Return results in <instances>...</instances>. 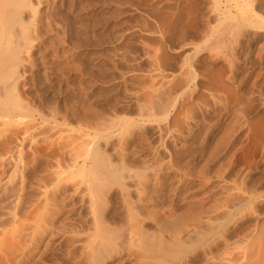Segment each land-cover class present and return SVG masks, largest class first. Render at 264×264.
I'll use <instances>...</instances> for the list:
<instances>
[{"label": "rangeland", "instance_id": "rangeland-1", "mask_svg": "<svg viewBox=\"0 0 264 264\" xmlns=\"http://www.w3.org/2000/svg\"><path fill=\"white\" fill-rule=\"evenodd\" d=\"M6 1L0 264H264V0Z\"/></svg>", "mask_w": 264, "mask_h": 264}, {"label": "bare ground", "instance_id": "bare-ground-1", "mask_svg": "<svg viewBox=\"0 0 264 264\" xmlns=\"http://www.w3.org/2000/svg\"><path fill=\"white\" fill-rule=\"evenodd\" d=\"M15 1H16V0H15ZM15 1H13V0H12V1H11V0L6 1V2L4 3L3 6H4V7H10V6H11L12 9L15 10V7H18L17 5H19V3H20L19 0H18L19 3H18V2H15ZM25 1H26V0H25ZM214 2H215V1H214ZM214 2H213V3H214ZM16 3H18V4H16ZM22 3H23V1H22ZM22 3H21V4H22ZM25 3H26V2H25ZM15 4H16V6H15ZM26 5H27V4H26ZM214 5H215V4H214ZM13 6H15V7H13ZM19 6H20V5H19ZM23 6H25V4H24ZM4 7H3V8H4ZM11 7H10V8H11ZM1 8H2V6H1ZM20 8H21V7H20ZM32 8H33V7H32ZM27 9H28V7H27ZM36 9H37V7H36ZM2 10H3V11H2ZM5 10H7V9H1V10H0V11L3 12V13H2V12L0 13V14L2 15V16L0 15V16H1L0 18H3V22L6 21V20H7L6 18H9V16H10V15H9L10 13L8 12V17L5 18L6 20H4L3 14L5 13ZM10 10H11V9H10ZM18 10H19V7L17 8V11H18ZM21 10H23V9H21ZM21 10L19 11V13L21 12ZM8 11H9V10H8ZM33 12H34V11H33ZM19 13H18V17H19ZM34 13L36 14V12H34ZM34 13H33V15H34ZM6 14H7V11H6ZM12 15H13V14H12ZM4 16H5V14H4ZM34 16H35V15H34ZM14 19H15V18H14ZM16 19H17V18H16ZM1 21H2V20H1ZM16 21H17V20H16ZM21 21H22V20H21ZM21 21H20V22H21ZM10 22H11V21H10ZM14 22H15V21H14ZM7 23H8V22H7ZM18 23H19V22H18ZM20 24H21V23H19V25H20ZM0 25H1V24H0ZM21 25H23V24H21ZM25 25H26V24H25ZM14 27H15V26H14ZM5 28H6V27H5ZM2 29H3V27H2ZM2 29H1V30H2ZM11 29H12V28H11ZM25 30H26V29H25ZM27 30H29V28H28ZM2 31H3V30H2ZM10 31H11V30H10ZM3 32H4V31H3ZM5 32H6V31H5ZM7 32H8V31H7ZM12 32H13V31H12ZM27 32H28V31H27ZM9 33H10V32H9ZM13 33H14V32H13ZM22 33H23V32H22ZM6 34H7V33H6ZM24 35H25V34H24ZM10 36H11V35H10ZM10 36H9V38H10ZM12 36H14V35H12ZM12 36H11V37H12ZM16 36H17V35H16ZM22 36H23V35H22ZM25 37H26V36H25ZM0 38H1V35H0ZM6 38H7V37H6ZM2 40H3V38H2ZM2 40H1V41H2ZM8 40H9V39H8ZM10 40H11V39H10ZM13 40H14V39H13ZM4 42H5V40H4ZM4 42H3V43H4ZM9 42H10V41H9ZM11 42H12V41H11ZM7 43H8V42H7ZM7 43H6V44H7ZM0 44H1V43H0ZM11 44H12V43H11ZM15 45H16V44H15ZM1 46H2V45H1ZM1 46H0V47H1ZM6 47H7V46H6ZM15 47H16V46H15ZM2 48H5V47H2ZM5 49H6V48H5ZM11 49H12V48H11ZM8 50H9V48H8ZM10 51H11V50H10ZM16 51H17V50H16ZM8 52H9V51H8ZM13 53H14V52H13ZM13 53H12V54H13ZM12 54H11V57H13V56L15 57V54H14L13 56H12ZM7 56H8V55H6V51H5V52H4V51H0V79H2L3 75L6 76V74L4 73V71L6 70V68H9V67L11 66V64L9 63L10 66H9V67H6V66H7L6 64H8V60H9ZM9 56H10V55H9ZM16 57H17V55H16ZM13 59H14V58H13ZM18 61H20V60H18ZM16 62H17V61H16ZM11 63H12V62H11ZM15 64H16V63H15ZM15 64H14V65H15ZM14 65H13V66H14ZM16 66H17V65H16ZM18 67H19V66H18ZM20 67H21V66H20ZM17 69H18V68H17ZM14 70H15V69H14ZM6 71H7V70H6ZM9 71H10V70H9ZM14 72H15V71H14ZM6 73H7V72H6ZM10 74H11V73H10ZM15 74H16V73H15ZM12 75H13V74H12ZM5 76H4V77H5ZM3 79H4V78H3ZM3 79H2V80H3ZM10 79H11V78H10ZM13 79H14V78H13ZM16 79H17V78H16ZM4 80H5V79H4ZM0 82H1V81H0ZM2 83H5V82H2ZM9 84H10V83H9ZM15 85H17V84H15ZM13 87H14V86H13ZM13 87H12V88H13ZM17 88H18V86H17ZM7 89H8V88H7ZM14 89H15V88H14ZM11 90H12V89H11ZM11 90H10V91H11ZM13 91H14V90H13ZM15 92H16V91H15ZM0 96H1V95H0ZM260 126H261V128L264 130V125H263L262 123H260ZM263 137H264V136H263ZM260 258H261V257H260Z\"/></svg>", "mask_w": 264, "mask_h": 264}]
</instances>
